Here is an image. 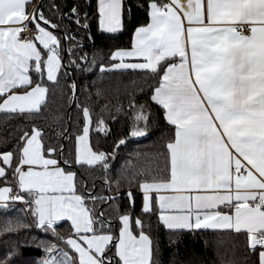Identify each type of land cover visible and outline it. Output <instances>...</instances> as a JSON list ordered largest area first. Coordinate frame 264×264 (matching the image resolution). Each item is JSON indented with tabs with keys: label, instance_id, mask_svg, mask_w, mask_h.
Here are the masks:
<instances>
[{
	"label": "snow or ice",
	"instance_id": "snow-or-ice-1",
	"mask_svg": "<svg viewBox=\"0 0 264 264\" xmlns=\"http://www.w3.org/2000/svg\"><path fill=\"white\" fill-rule=\"evenodd\" d=\"M29 3L0 0V110L9 113L41 108L48 91L44 78L57 81L62 69L69 67L62 53H68L75 70L87 73L93 68L81 65H95V53L91 58L84 54L76 64L71 59L74 50L60 47L54 34L58 25L44 16L43 5L29 11ZM53 7L59 10V5ZM124 11L123 0H98L101 31L116 33L122 28ZM69 13L77 25L88 18L87 12L81 17L77 5L70 6ZM148 16V23L135 28L132 47L111 54L119 63L96 66L101 73L132 69L160 77L150 99L164 109L174 134L165 145L167 171L133 173L143 193L142 212H152L157 204L168 209V215L160 213L168 230H244L249 251L264 264V0H149ZM61 18L67 16L62 13ZM28 24L38 32L32 39L24 37ZM82 26L87 28L86 23ZM37 41L46 51L37 47ZM126 57L144 62L124 63ZM71 87L75 91L76 83ZM131 107L137 108L135 120L143 121L144 128H135L130 136L146 135L151 113L143 105ZM81 110L85 122L75 137L71 161L63 159V144L46 143L44 130L34 125L19 136L16 149L0 151V177L6 181L0 187V210L23 202L35 227L76 254L46 243L39 264H156V242L139 217L119 215L114 228L103 210L88 207L112 203L120 199L118 195L96 196L86 183L85 192H78L73 164L107 172L109 159H115L114 154L94 150L90 140L93 128L109 131L103 118L93 121L88 107ZM124 143L119 140L114 149ZM105 183L110 190L111 182ZM125 195L134 207L131 188ZM65 221L73 229L67 238L56 232ZM21 226L20 220L8 221L3 231ZM18 256L17 250H9L0 264H13Z\"/></svg>",
	"mask_w": 264,
	"mask_h": 264
},
{
	"label": "trees",
	"instance_id": "trees-1",
	"mask_svg": "<svg viewBox=\"0 0 264 264\" xmlns=\"http://www.w3.org/2000/svg\"><path fill=\"white\" fill-rule=\"evenodd\" d=\"M97 2L98 0H32L28 4L29 11L34 6L43 5L44 16L58 25V31L54 34L60 38V47L74 50L71 59L76 64H80L78 58L84 54L91 58L95 53V65H81L92 67L91 72L75 70V65L70 64L68 53H62L64 63L69 64V67L62 69L57 81L44 78L43 83L48 91L39 110L26 114L0 110V151L16 149L19 136L24 131H30L34 125L44 130L46 143L57 146L63 144V159L71 161L74 158L75 137L80 134L85 122L81 109L86 106L91 111L93 121L103 118L109 130L99 133L93 128L90 140L94 150L104 151L110 156L114 154L115 159H109L110 168L107 172L100 167L73 164L71 170L77 173L78 192H85L86 183L87 190L96 196L120 197L112 203H89L88 207L103 210L105 216L112 220L114 228L119 226V215L131 213L133 217H139L144 231L156 242V264H258L256 254L248 249L245 231L168 230L160 219L157 207L150 213L142 212L143 193L136 186L133 173L144 170L151 175H158L167 171L168 153L165 145L174 134V127L165 121L164 109L150 99L160 77L146 70L101 73L96 66L101 62L104 65L114 63L111 54L116 49L132 46L135 28L149 21V0H124L122 29L116 33L101 31ZM54 5H59V10ZM72 5L81 8V17L87 12V20L81 19L80 25L73 23L76 17L69 13ZM129 8L130 11L127 10ZM62 13L67 18H61ZM85 23L87 28L82 26ZM48 30L52 29L49 27ZM33 77L36 82H40ZM73 82L77 85L75 91L71 87ZM133 104L143 105L146 112L151 113L146 135L130 136L135 128H144L143 121L135 120L137 108L131 107ZM121 139H125L126 143L114 149V145ZM12 180L11 176L7 178V182ZM105 181L111 182L110 190ZM5 183V179L0 177V186ZM129 188L134 195V207L129 206L125 195ZM26 208L27 205L23 202H15L10 205L9 210H0V259L4 258L7 251L15 249L19 256L14 258L13 264H39L46 255V243L57 244L70 255H76L70 246L54 235L35 227L32 214L26 212ZM17 220L22 225L19 229L3 231L8 221L15 223ZM138 231L137 228L136 232ZM56 232L60 237L67 238L73 233V229L70 222L65 221L57 225Z\"/></svg>",
	"mask_w": 264,
	"mask_h": 264
},
{
	"label": "crops",
	"instance_id": "crops-1",
	"mask_svg": "<svg viewBox=\"0 0 264 264\" xmlns=\"http://www.w3.org/2000/svg\"><path fill=\"white\" fill-rule=\"evenodd\" d=\"M32 0H30V2H31ZM124 1V0H123ZM97 4H98V2H97ZM27 7H28V5H27ZM26 22V21H25ZM122 28H120L118 31H120ZM117 31V32H118ZM107 32V31H106ZM134 38H135V36H134V33H133V40H132V45H133V41H134ZM37 43V47L38 48H40L41 49V51H44V49L42 48V45H40L39 43H38V41L36 42ZM132 47V46H131ZM130 47V48H131ZM130 48H127V49H130ZM46 51V50H45ZM120 61L119 60H115L114 61V63H119ZM137 62H144L143 61V59L142 58H129V57H126L125 59H124V63H137ZM127 70H132V69H127ZM33 79H34V77H33ZM35 80V79H34ZM36 82V81H35ZM37 83H39V82H37ZM46 95H47V93L45 94V99H46ZM45 99H44V101H45ZM44 101H42V103H41V105L44 103ZM55 158V157H54ZM4 186V185H3ZM0 187H2V186H0ZM142 191V190H141ZM160 195H168V194H170V193H166V192H161V193H159ZM151 195H153V196H155L156 195V193H151ZM156 207L159 209V211H160V213H161V211H163L164 212V214L165 215H168L169 214V210L168 209H164V210H161L160 208H159V205L157 204L156 205ZM221 210L222 211H228V208L227 207H224V206H221ZM163 222V221H162ZM164 224V223H163ZM166 227V226H165ZM242 231H244V230H242Z\"/></svg>",
	"mask_w": 264,
	"mask_h": 264
},
{
	"label": "built area",
	"instance_id": "built-area-1",
	"mask_svg": "<svg viewBox=\"0 0 264 264\" xmlns=\"http://www.w3.org/2000/svg\"><path fill=\"white\" fill-rule=\"evenodd\" d=\"M245 31L247 32V28H245ZM23 33L26 39H32L33 36L38 34L36 27L31 24H28L27 28L23 30Z\"/></svg>",
	"mask_w": 264,
	"mask_h": 264
},
{
	"label": "rangeland",
	"instance_id": "rangeland-1",
	"mask_svg": "<svg viewBox=\"0 0 264 264\" xmlns=\"http://www.w3.org/2000/svg\"><path fill=\"white\" fill-rule=\"evenodd\" d=\"M35 7V6H34Z\"/></svg>",
	"mask_w": 264,
	"mask_h": 264
}]
</instances>
